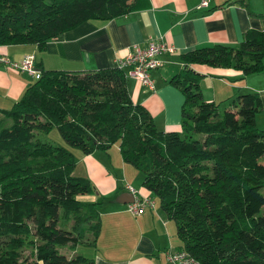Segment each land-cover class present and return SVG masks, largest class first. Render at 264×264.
<instances>
[{"label": "trees", "instance_id": "16d2710c", "mask_svg": "<svg viewBox=\"0 0 264 264\" xmlns=\"http://www.w3.org/2000/svg\"><path fill=\"white\" fill-rule=\"evenodd\" d=\"M142 1L0 0V45L32 43L43 50L85 20H108ZM263 56L264 30L246 31L234 46L179 54L169 82L182 95L180 131L155 127L130 99L123 68L41 69L10 108H0V264H92L62 250L75 252L79 244L96 249L99 209L108 198L81 201L94 187L72 175V151L34 139L35 131L47 133L54 125L83 155L116 144L173 222L179 249L198 264H264V131L254 123L259 96L243 92L206 101L202 75L190 67L248 75L262 71Z\"/></svg>", "mask_w": 264, "mask_h": 264}, {"label": "crops", "instance_id": "0c3cea01", "mask_svg": "<svg viewBox=\"0 0 264 264\" xmlns=\"http://www.w3.org/2000/svg\"><path fill=\"white\" fill-rule=\"evenodd\" d=\"M242 1L246 5L236 0H209L206 8H198V0H143L144 5L114 18L85 20L50 39L43 50L32 43L0 45V58L6 59L0 62V108H10L33 81L26 73L12 69L8 62L32 55L40 70L114 67L133 45L143 47L149 40L161 41L173 46L174 51L161 56V65L149 72L152 88L127 77V92L134 103L145 108L157 129L179 131L182 95L169 82L180 67L178 55L212 44L234 46L246 31L264 30V0ZM190 67L202 75L199 88L206 101H221L243 92L257 93L261 109L255 114L254 123L264 131V56L262 71L248 75L230 67ZM222 104L229 107L227 102ZM112 146L107 152H72L74 176L88 178L94 187L82 199L104 196L109 202L99 209L96 249L87 246L90 249L86 257L92 259V264H173L165 258V251L177 250L181 244L173 222L165 218L155 198L141 187L142 177L137 170L121 160L117 145ZM78 165L81 168L77 170ZM126 184L136 190L137 198L152 200L153 206L138 215L129 214L126 204L115 201L130 193Z\"/></svg>", "mask_w": 264, "mask_h": 264}, {"label": "built area", "instance_id": "2783aa9c", "mask_svg": "<svg viewBox=\"0 0 264 264\" xmlns=\"http://www.w3.org/2000/svg\"><path fill=\"white\" fill-rule=\"evenodd\" d=\"M208 3L209 0H198L197 7L206 8ZM173 51V46L168 43L149 40L143 47L133 45L130 51L117 62V67L125 69L127 77L134 78L142 86L151 89L152 80L149 77V72L161 65V56L171 54ZM0 62H6V59L0 58ZM8 64L12 69L26 73L32 79L38 78L41 74L32 55H26L19 62H8ZM125 188L133 195V201L126 204V211L129 214L138 215L144 208L153 206V201L149 198H137L136 190L131 186L126 184ZM165 258L173 264H198L181 249L165 251Z\"/></svg>", "mask_w": 264, "mask_h": 264}, {"label": "rangeland", "instance_id": "374dc122", "mask_svg": "<svg viewBox=\"0 0 264 264\" xmlns=\"http://www.w3.org/2000/svg\"><path fill=\"white\" fill-rule=\"evenodd\" d=\"M222 106H224L223 104H222ZM11 122V120L10 119H5V124H9ZM180 131V130H179ZM193 136H194V134H193ZM196 136H201V135H196ZM34 139H41V140H46V141H50L51 143H53V144H55V145H61V146H63V147H65V148H67V149H69L70 151H72L73 153H76V152H80V150L79 149H77V148H74V147H71L62 137H61V135L59 134V132H58V130H57V127L54 125L51 129H50V131L49 132H47V133H44V132H40V131H35L34 132ZM115 145L116 144H114L113 146H112V148H115ZM130 166V165H129ZM79 165H78V167H77V170L79 169ZM81 168V167H80ZM130 168H132V167H130ZM133 170H135V169H133ZM76 173H78L77 171H75ZM138 172V171H137ZM139 173V172H138ZM140 174V173H139ZM72 175H75V174H73V172H72ZM141 175V174H140ZM142 177V176H141ZM120 178H119V176H117V185L119 186L120 184H121V182H120V180H119ZM79 196V195H78ZM78 196H77V198H78ZM82 196L83 195H81V197H79V199H81V201H94L96 198H94V199H92V197L91 198H87L88 200H85V198H83L82 199ZM100 197H104V196H100ZM98 200H100V198L98 199ZM155 201H156V199H155ZM108 204H109V202L108 201H104L103 203H102V205H101V207H100V209H102V208H104V207H106V206H108ZM89 247H87V246H84V245H81V244H79V245H77L76 246V248H75V252L76 253H80V254H82V255H88V253H89ZM62 251H64L67 255H70L71 254V252H69V251H66L65 249L64 250H62ZM23 254H26L27 252H28V249L27 248H23V250L21 251Z\"/></svg>", "mask_w": 264, "mask_h": 264}, {"label": "water", "instance_id": "95a60500", "mask_svg": "<svg viewBox=\"0 0 264 264\" xmlns=\"http://www.w3.org/2000/svg\"><path fill=\"white\" fill-rule=\"evenodd\" d=\"M115 201L122 204H127L133 201V195L131 193H124L122 196L116 197Z\"/></svg>", "mask_w": 264, "mask_h": 264}]
</instances>
